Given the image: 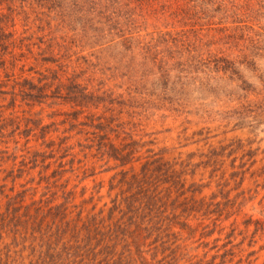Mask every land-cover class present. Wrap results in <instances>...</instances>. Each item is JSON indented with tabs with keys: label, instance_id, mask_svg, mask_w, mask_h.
Instances as JSON below:
<instances>
[{
	"label": "rangeland",
	"instance_id": "374dc122",
	"mask_svg": "<svg viewBox=\"0 0 264 264\" xmlns=\"http://www.w3.org/2000/svg\"><path fill=\"white\" fill-rule=\"evenodd\" d=\"M120 1L140 41L189 7L227 62L138 92L129 41L0 0V264H264V0Z\"/></svg>",
	"mask_w": 264,
	"mask_h": 264
},
{
	"label": "trees",
	"instance_id": "16d2710c",
	"mask_svg": "<svg viewBox=\"0 0 264 264\" xmlns=\"http://www.w3.org/2000/svg\"><path fill=\"white\" fill-rule=\"evenodd\" d=\"M44 1L49 2V8L54 12V16L49 18L48 25L51 27V24L55 23L54 28L59 27V31L74 33L79 37L78 47L92 49L102 47L117 38L129 41L123 56V59L127 60L124 67L126 72L123 76L126 77L127 83L135 85V90L138 92L141 89L144 90L139 86H144L148 82L168 84L173 79L171 83L182 82L180 84L187 85L186 80L195 79L189 78V75L195 74L199 66L214 63L218 69L221 64L227 62L223 58L211 60L210 56L202 60L203 54L199 53V49L202 43L209 45L211 42H207L206 37L204 39L203 35L186 26L188 25L187 17L192 14V19L194 17L189 7L182 11V18L180 22L178 21L181 25L179 30L151 32L145 35L143 41H140L139 37L136 39L129 37L133 33L140 32V28L132 26L134 22L131 17L135 14L137 7H131L130 1L127 5L120 0ZM106 38L109 40L105 41ZM106 50L108 48L105 46L98 48L95 53L99 57ZM179 58H182V61Z\"/></svg>",
	"mask_w": 264,
	"mask_h": 264
}]
</instances>
